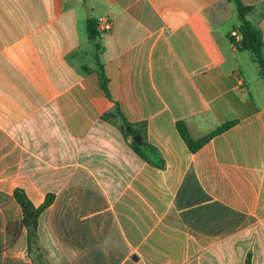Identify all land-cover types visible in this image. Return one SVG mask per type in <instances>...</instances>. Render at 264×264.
<instances>
[{
  "label": "crops",
  "instance_id": "0c3cea01",
  "mask_svg": "<svg viewBox=\"0 0 264 264\" xmlns=\"http://www.w3.org/2000/svg\"><path fill=\"white\" fill-rule=\"evenodd\" d=\"M242 2L264 41V0ZM239 24L232 0H0V264H35L17 188L54 196L45 264H264V79ZM178 122L236 124L193 153Z\"/></svg>",
  "mask_w": 264,
  "mask_h": 264
},
{
  "label": "trees",
  "instance_id": "16d2710c",
  "mask_svg": "<svg viewBox=\"0 0 264 264\" xmlns=\"http://www.w3.org/2000/svg\"><path fill=\"white\" fill-rule=\"evenodd\" d=\"M237 8L239 27L236 28L242 39L240 42H236L234 38L230 37V41L234 47L242 52H250L260 68V74L264 79V41L263 33L261 29L251 22L248 19V16L254 11V7L246 6L242 0H232ZM97 22L88 19L87 21V32L89 39L95 44V61L97 65V72L100 79V85L104 94L110 97L109 92V81L105 74L104 67L101 63L99 53L101 47L99 45L100 34L97 30ZM116 115L119 116L121 120V131L126 140V143L132 149V151L143 161L150 163L158 168L165 167V161L161 159L160 162L152 159L151 156L158 155V152L155 148L144 142L142 145H139L133 138L134 134H140L135 130L130 123L124 118L120 107L116 104ZM106 119V118H105ZM236 122H230L217 128L215 131L210 134L195 140L192 138L186 124L184 122L177 123L178 132L190 149L191 152L196 153L200 151L206 144H208L214 137L233 127ZM128 128H131L129 131ZM143 138V137H142ZM144 140V138H143ZM161 158V157H159ZM14 197L18 205L22 210L23 223L28 231V255L34 261L35 264H45L43 260V250L39 240V220L41 215L52 205L54 201L53 195H48L44 203L36 207L28 198L26 192L23 189L17 188L14 191ZM246 264H250V257L248 256Z\"/></svg>",
  "mask_w": 264,
  "mask_h": 264
},
{
  "label": "built area",
  "instance_id": "2783aa9c",
  "mask_svg": "<svg viewBox=\"0 0 264 264\" xmlns=\"http://www.w3.org/2000/svg\"><path fill=\"white\" fill-rule=\"evenodd\" d=\"M111 28H112V27H111V24H110V23H106V22H105V23L102 25V29H103L104 31H110ZM230 37H231V38H234L236 42H240V40L242 39L241 34H240L237 30L232 31L231 34H230ZM233 46H234V45H233Z\"/></svg>",
  "mask_w": 264,
  "mask_h": 264
},
{
  "label": "water",
  "instance_id": "95a60500",
  "mask_svg": "<svg viewBox=\"0 0 264 264\" xmlns=\"http://www.w3.org/2000/svg\"><path fill=\"white\" fill-rule=\"evenodd\" d=\"M128 130L130 131L131 129L128 128ZM134 140L139 144V145H142L143 144V139L140 135H135L134 136Z\"/></svg>",
  "mask_w": 264,
  "mask_h": 264
}]
</instances>
